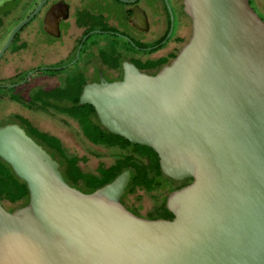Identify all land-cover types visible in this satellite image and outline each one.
<instances>
[{"label": "water", "instance_id": "obj_1", "mask_svg": "<svg viewBox=\"0 0 264 264\" xmlns=\"http://www.w3.org/2000/svg\"><path fill=\"white\" fill-rule=\"evenodd\" d=\"M184 4L192 35L170 65L126 66L122 81L87 85L79 100L112 134L153 149L165 176L192 179L167 198L173 219L125 207L129 170L92 193L72 187L10 123L0 158L29 202L13 212L0 202V264H264V20L249 0Z\"/></svg>", "mask_w": 264, "mask_h": 264}, {"label": "flooded vegetation", "instance_id": "obj_2", "mask_svg": "<svg viewBox=\"0 0 264 264\" xmlns=\"http://www.w3.org/2000/svg\"><path fill=\"white\" fill-rule=\"evenodd\" d=\"M184 2L7 3L0 8V53L10 41L0 58V113L19 125L18 117L30 119L18 108L35 117L65 121L67 94L73 98L87 85L120 82L126 66L155 75L172 63L191 38L192 20Z\"/></svg>", "mask_w": 264, "mask_h": 264}, {"label": "trees", "instance_id": "obj_3", "mask_svg": "<svg viewBox=\"0 0 264 264\" xmlns=\"http://www.w3.org/2000/svg\"><path fill=\"white\" fill-rule=\"evenodd\" d=\"M249 1L253 9L264 20V17L257 11L258 8L261 10L257 1L255 0L254 4L253 0ZM81 91L82 89H78L73 98L67 94L68 103L64 110L65 115L67 119L78 124L80 134L92 145L119 151L115 155L114 162L109 166L100 163L95 172L83 170L81 163H86L88 157L70 153L57 136L41 131L23 117L17 119L27 134L42 145L60 164V170L69 185L85 193H92L129 170L131 180L122 197V203L129 209L125 199L139 189L151 193L159 192L171 185L173 188L169 190V196L172 192L192 182V179L177 182L165 176L160 167L159 156L153 149L131 143L103 127L94 107L79 103ZM168 196L158 203L154 211L147 216L148 219H173V215L167 209ZM5 201L11 204L21 203L25 206L29 202V190L27 184L16 176L12 167L0 158V202L3 204Z\"/></svg>", "mask_w": 264, "mask_h": 264}, {"label": "rangeland", "instance_id": "obj_4", "mask_svg": "<svg viewBox=\"0 0 264 264\" xmlns=\"http://www.w3.org/2000/svg\"><path fill=\"white\" fill-rule=\"evenodd\" d=\"M256 1L262 12L264 13V0ZM254 3L255 0H253V4ZM261 10H259V8L257 9V11L264 17V14L261 12ZM9 110L10 109H8L7 111ZM11 110L16 109L13 107ZM17 112L22 113L24 116L30 119L31 123H33L41 131L47 132L60 138L63 142V145L68 149L70 153L76 154L80 157H88V161L86 163H81V166L85 171L95 172L100 163H103L106 166L111 165L115 160V155L119 153V151L115 149H106L92 145L80 134L78 124L71 119H65V121H62L48 117V115L35 117L28 113V111H24L21 108H18ZM14 121L15 119L12 120L10 116L0 113V127ZM172 188L173 187L170 185L167 186L166 189H162L159 192L151 193L139 189L135 193L128 195L125 199V202L127 206L136 210L138 213L128 207L130 211L134 212L140 217L148 218L147 216L152 211H154L159 202H161L166 196H168L169 190H171ZM3 205L8 211H11L10 209L18 208L21 203L11 204L10 202L5 201Z\"/></svg>", "mask_w": 264, "mask_h": 264}]
</instances>
